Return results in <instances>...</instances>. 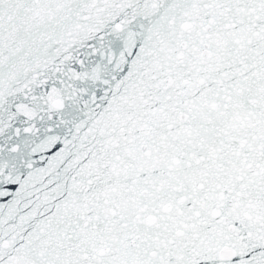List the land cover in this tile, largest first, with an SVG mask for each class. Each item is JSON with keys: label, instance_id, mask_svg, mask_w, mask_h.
Returning <instances> with one entry per match:
<instances>
[{"label": "snow or ice", "instance_id": "1", "mask_svg": "<svg viewBox=\"0 0 264 264\" xmlns=\"http://www.w3.org/2000/svg\"><path fill=\"white\" fill-rule=\"evenodd\" d=\"M0 264H264V0H0Z\"/></svg>", "mask_w": 264, "mask_h": 264}]
</instances>
